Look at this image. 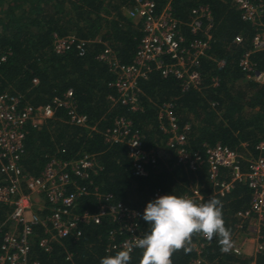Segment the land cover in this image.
Segmentation results:
<instances>
[{
	"label": "trees",
	"instance_id": "16d2710c",
	"mask_svg": "<svg viewBox=\"0 0 264 264\" xmlns=\"http://www.w3.org/2000/svg\"><path fill=\"white\" fill-rule=\"evenodd\" d=\"M150 1L156 12L169 5L173 17L181 23L189 22L198 7L207 6L213 19L212 37L206 57L200 60L197 88L183 91L180 81L153 71L139 81L138 109L132 110L112 102L117 97L111 86L114 76L97 56L109 47L121 63L133 64L142 36L141 25L126 14L134 0H0V57H5L0 61V92L19 95L22 105L37 107L71 90L77 112L94 127L90 130L70 124L63 108H56L53 117L40 127L30 123L25 127L19 166L27 175H40L52 158L62 162L83 156L94 158L95 167L87 171L86 179L74 177L89 193L70 207L75 214L96 210L95 191L110 194L113 203L130 208L145 207L153 201L156 190L177 197L187 192L194 174L189 176L176 164L175 152L166 147L167 135L160 130L158 111L165 103L172 105L179 129L189 126L185 134L187 149L193 153L204 156L205 146L221 144L242 154L257 155L255 146L264 139V82L248 77L239 66L242 55L253 49L255 34V27L241 19L238 4L243 0ZM248 1L264 5V0ZM261 20L264 23V6ZM183 32L189 40L194 38ZM55 34L86 41L84 53L80 55L75 49L54 53ZM236 37L241 38L240 43L234 42ZM250 61L257 72L264 71V52H253ZM118 116L131 122L146 149H167L169 153L168 159L149 168L146 176L133 175L123 143L106 141ZM229 172L221 169V179L227 180ZM197 175V185L204 195L202 203L212 197L222 202L225 226L231 230L233 241L240 232L237 225L241 220L236 215L249 207L251 190L238 182L224 195L214 194L207 167ZM45 207H49L47 202ZM11 210L9 205L0 206V245L10 230ZM39 214L43 216L46 211ZM140 225L144 233L149 230L143 218ZM114 230L117 225L108 218L100 223H79L77 237L51 240L46 250L40 241L50 235L42 225H35L25 264H100L108 256V235ZM218 239H201V256L211 264H264V232L260 240L263 248L254 257L236 255L232 250L222 252ZM196 240L195 235L192 245ZM192 245L190 252H175L173 264H190L196 257ZM142 254V249L135 248L130 264H139Z\"/></svg>",
	"mask_w": 264,
	"mask_h": 264
},
{
	"label": "built area",
	"instance_id": "2783aa9c",
	"mask_svg": "<svg viewBox=\"0 0 264 264\" xmlns=\"http://www.w3.org/2000/svg\"><path fill=\"white\" fill-rule=\"evenodd\" d=\"M263 6L262 3H252L248 0L238 4L241 19L255 27L253 49L242 55L239 66L248 77L259 82H264V71L257 72L255 64L250 61V55L253 52H264V23L261 20ZM126 14L141 25L142 31L133 64L121 63L109 47H105L97 56L114 76L111 86L115 88L117 97L111 99L112 102L137 110L139 81L146 79L153 71L180 81L183 91L197 88L200 83V60L206 57L212 37L210 31L213 19L209 8L198 7L193 11L189 22L181 23L173 17L169 5L156 12L154 2L134 0L133 7L127 10ZM185 30L194 38L189 40L183 32ZM240 41V37L234 39L235 43ZM86 43L73 35H53V51L56 54L75 49L82 55ZM4 60V56L0 57V61ZM33 82L36 83V80ZM56 108L66 110L70 124L94 129L89 126L86 117L77 112L71 90H67L61 97L54 98L50 103L37 107L22 105L19 95L8 91L0 92V206L12 207L8 216L10 230L3 235L0 245V264H25L29 240L35 225H42L50 235V238L40 241V246L48 250L51 240L69 235L77 237L79 223H100L101 219L108 218L117 225V230L108 235L105 250L108 256H114L123 250L124 242L133 240L136 236L143 237L145 234L140 221L146 206L130 208L120 202L113 203L110 194L104 195L97 191L92 193L97 201L94 212L75 214L71 211L70 207L77 198L89 194L74 177H88L87 171L95 167L92 156L79 157L69 162L52 158L38 176L27 175L21 169L19 160L24 149L26 125L30 123L33 127H40L53 117ZM158 119L160 130L167 135L166 147L175 152L176 164L182 166L189 176L194 174L187 192L182 196L193 199L197 204L202 203L204 195L196 181L197 172L203 166L207 167L208 181L214 189V194L224 195L238 182L246 184L251 190V200L249 207L236 215L241 220L237 230L242 237L236 236L231 250L234 254L241 255L244 248L253 242L255 254L262 250L260 240L264 232V139L255 146L257 155L248 152L242 154L221 144H215L205 146V155L202 156L187 149L185 134L189 126L179 129L170 103L160 106ZM106 141L123 143L126 146L132 173L136 177L146 176L149 168L169 157L167 149H146L139 132L133 130L131 122L121 116L114 119ZM223 168L230 171L227 180L221 179ZM164 195L166 194L156 190L153 200ZM38 199L41 201L40 206ZM45 202L48 203V208L45 207ZM35 208L38 210L35 211ZM43 211H46V214L41 216L39 212ZM196 237L197 240L192 245L196 257L190 264H211L201 256V239L206 238L202 235Z\"/></svg>",
	"mask_w": 264,
	"mask_h": 264
},
{
	"label": "clouds",
	"instance_id": "9594fccd",
	"mask_svg": "<svg viewBox=\"0 0 264 264\" xmlns=\"http://www.w3.org/2000/svg\"><path fill=\"white\" fill-rule=\"evenodd\" d=\"M222 208V202L215 197L197 204L184 196H161L146 205L142 218L149 224V230L143 237L124 242L123 250L102 258L100 264H130L134 248L143 250L139 264H173L175 252L192 250L195 235H202L208 241L219 238L221 251L227 253L233 241Z\"/></svg>",
	"mask_w": 264,
	"mask_h": 264
},
{
	"label": "rangeland",
	"instance_id": "374dc122",
	"mask_svg": "<svg viewBox=\"0 0 264 264\" xmlns=\"http://www.w3.org/2000/svg\"><path fill=\"white\" fill-rule=\"evenodd\" d=\"M39 200V199H38ZM39 204V206H40V204H41V201L39 200V202H38ZM38 209L37 208H35V211H37ZM240 237H242L241 235H239V238ZM243 237H244V235H243ZM241 255H245V256H247V257H254V255H255V245H254V242L253 243H249V245L246 247V248H244V250H243V252H242V254Z\"/></svg>",
	"mask_w": 264,
	"mask_h": 264
}]
</instances>
